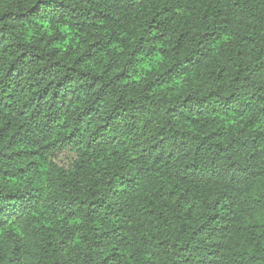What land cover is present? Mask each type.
<instances>
[{
    "label": "trees",
    "instance_id": "obj_1",
    "mask_svg": "<svg viewBox=\"0 0 264 264\" xmlns=\"http://www.w3.org/2000/svg\"><path fill=\"white\" fill-rule=\"evenodd\" d=\"M0 264H264V0H0Z\"/></svg>",
    "mask_w": 264,
    "mask_h": 264
}]
</instances>
